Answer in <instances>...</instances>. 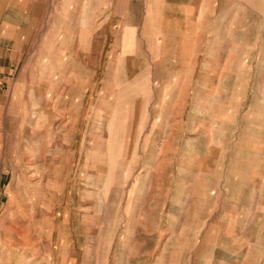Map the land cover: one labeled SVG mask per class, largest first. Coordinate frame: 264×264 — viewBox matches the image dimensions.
Returning a JSON list of instances; mask_svg holds the SVG:
<instances>
[{
    "label": "rangeland",
    "instance_id": "obj_1",
    "mask_svg": "<svg viewBox=\"0 0 264 264\" xmlns=\"http://www.w3.org/2000/svg\"><path fill=\"white\" fill-rule=\"evenodd\" d=\"M123 1L97 0L99 20L105 18L106 13L102 11L105 7H113L116 13H121L125 7ZM126 5L128 7V3ZM119 48L115 46L116 52ZM234 49L238 47L227 45L229 58L225 60V81L217 71L209 73L204 80L210 84L208 97L205 93L204 100L209 102V109L205 110L211 112V117L201 121L200 115L201 122L188 124L189 129H186V92H138L139 84L144 87V78H139L138 72L128 66L124 67L127 73L125 82L129 83L130 90L122 91V61L114 59L109 67V61L104 57L110 51V45L98 42V59L91 61V68H97L98 72V90L82 93V112L87 118L82 128L87 139L82 141L80 162L93 166L78 172L83 202L80 210L89 212L95 208L98 219L97 250L92 255L87 253L85 264H131L128 260L130 253L123 250L136 248L137 231H147L148 247L153 249L158 245V251L145 264L167 263L164 258L160 260L159 240L153 235L159 234L156 231L169 234L175 228H181L178 198L187 194L190 200L207 190H211L208 210L204 211L205 214L198 213L197 217L202 219L193 230V264H264V100L253 105L251 95L255 92L249 90L251 83L264 84V75L257 74L264 71V60L250 59L249 49L242 52V59H232ZM42 62L41 59L22 60L18 64V68L28 66L37 70L35 86L40 85ZM9 67L3 63V69ZM167 69L160 68L154 78L160 83H172L173 78L166 74ZM11 78L9 71L1 73L0 93L11 97L18 89L19 98L24 102L25 77L21 86L10 82L7 89ZM219 79L225 84V91L217 90ZM107 83L112 84L111 90L106 89ZM35 95L34 113L37 114L41 110L40 105H36L40 103V94ZM219 99H225L227 108L222 132L217 125V114L212 113ZM2 104V122L7 121L11 126L13 121L15 136L21 121L15 123L17 116L9 114V103L5 106L3 101ZM90 106H94L93 109L90 110ZM189 114L191 118V112ZM194 115L198 116L196 112ZM26 132L24 127L21 151L27 147ZM223 133L228 139L221 143L217 136ZM139 134L142 139H138ZM14 142V139L8 141L2 156H5V166L0 169L3 176L0 186V264H55L47 237L42 240L41 231H25L30 222L10 216L9 211L17 213V207L28 200L32 191L31 188H9ZM101 144L111 146V156L103 157L104 161L111 158L115 163L113 179L107 190L105 176L99 177L96 170L103 159L100 155H89L91 147L96 151ZM123 150L124 156L119 154ZM37 153L34 147L26 156L27 164L34 161L32 168L42 158ZM212 164L215 165L212 171L204 170ZM217 166L223 169L220 173L216 171ZM26 174L27 171L24 176ZM29 174L33 184L37 177ZM11 193L16 199L14 207L9 210ZM192 206L194 204L189 202L185 208L192 213ZM65 234L67 243V231ZM173 254L185 255V251ZM132 263L137 264L135 260Z\"/></svg>",
    "mask_w": 264,
    "mask_h": 264
},
{
    "label": "crops",
    "instance_id": "obj_2",
    "mask_svg": "<svg viewBox=\"0 0 264 264\" xmlns=\"http://www.w3.org/2000/svg\"><path fill=\"white\" fill-rule=\"evenodd\" d=\"M123 4L125 7L121 13H116L113 7H105L102 10L106 13L105 18L99 20L97 0H89V3L87 0H0V75L7 70L13 77L8 81L7 89L10 82L21 86L25 77V103L29 113L34 112L35 94L41 89L40 105L50 108L51 114L46 122L52 128L51 133L55 134L54 139L65 134L70 140L87 139L82 128L87 121L82 112V93L98 90L97 68H91V61L98 59V42L110 45V51L104 57L109 61V67L112 60L118 59L122 61L123 69L133 67L139 78H144V87L139 84L138 92H186V129H189L188 124L211 117V112L205 110L209 109V102L204 100L205 93L208 97L210 84L204 80L209 73L217 71L225 81L228 44L238 47L234 49L232 59H242V52L249 49L250 59L264 60V0H124ZM116 45L120 46L117 52ZM34 59L43 61L40 85L37 86L34 79L38 75L36 69L18 68L20 61ZM3 63L10 67L3 69ZM163 66L168 68L166 74L171 75L174 82L160 83L154 78ZM257 74L264 75V71ZM126 80L124 69L122 91L130 90ZM219 81L217 90L225 91V84ZM106 85V89L111 90L112 84ZM249 90L255 92L251 95L253 105L264 100L261 94L264 93V84L251 83ZM15 92L18 93V89ZM10 100L11 97L0 93V109L3 101L6 106ZM89 108L91 110L92 106ZM213 108L212 113L217 114V125L222 132L226 124L225 99H219ZM28 130L30 132L27 127V138L30 137ZM217 138L221 143L228 139L224 133ZM138 139H142L140 134ZM72 151L66 171L78 173L82 168L81 159L76 162V152ZM77 156H82L79 145ZM214 166L212 164L204 170L212 171ZM222 170L218 167L216 171L220 173ZM67 188L65 182L62 206L68 242L61 246L63 256L58 257L55 264H85L87 253L92 255L97 250V214L95 208L81 212V195L69 200ZM210 193L211 190H207L190 200L187 194L179 197L177 202L181 205L177 213L181 228H175L169 234L156 231L159 234L153 235L159 240L160 260L168 261L164 264H193V230L202 219L197 217L198 213L205 214L204 211L208 210ZM189 202L194 204L192 213L185 208ZM146 232L137 231L136 248L123 250L130 253L129 263L133 264L135 260L137 264H145L158 251V245L153 249L147 246ZM179 250L180 253L185 251V255L173 254Z\"/></svg>",
    "mask_w": 264,
    "mask_h": 264
},
{
    "label": "bare ground",
    "instance_id": "obj_3",
    "mask_svg": "<svg viewBox=\"0 0 264 264\" xmlns=\"http://www.w3.org/2000/svg\"><path fill=\"white\" fill-rule=\"evenodd\" d=\"M81 64L79 65L81 66ZM41 92L42 91L40 89L39 94H42ZM21 100L22 98L21 97L19 98L18 93L14 92L13 95L11 96V100L9 102V107H8L10 112L9 114L11 115V117L13 116V114L17 116L16 121L14 120V122L16 123L17 120L21 121L20 125L18 126V131L16 132V135L14 136L15 133H13V129L15 125L13 121H11L12 123L11 126L7 125V121L4 122L0 121V169H2L3 166H5V160H4L5 156L2 158L3 151L6 149L8 141L14 139L15 142L13 143V147H11V154L13 155V158H11L10 160L12 167L9 176L10 178L9 188L10 189H13L15 187L16 189L31 188L32 191L28 198L29 201L26 200L25 203H21L17 207L18 208L17 213H13L10 211L9 213L10 216L14 219L16 218L24 219L30 222L25 231H32V230L41 231L40 233L41 239L43 240L45 237H47L48 247L52 251L53 260H57L58 257L63 256V253L60 251V248L62 245L66 244V239H67L65 237L66 235L65 233L67 230L64 225L65 221L63 220V206H62L64 183L67 182L68 185L66 191L68 192V197L70 198L69 200L74 199L75 198L74 196L80 194L81 192L80 181H79L80 174H78L77 172L75 173L73 171L68 172L66 171V167L70 158L69 154L73 148L74 149L72 152L73 153L74 151L76 152V156H75L76 162H78V160L80 159L79 157L81 156H77V146L79 145V147H81L83 140L80 139L70 140L67 136H65L66 134L64 136L61 135L59 139H54L55 134L51 133L52 128L50 124L46 122L47 116L51 114L50 108L48 106L41 107L40 103H37L36 105H40L41 107L40 112L37 114L34 112L29 113L25 100L24 102ZM93 107L94 106H92V109ZM0 119H1V109H0ZM3 124L5 125V127L3 126ZM24 127L26 129L27 127L30 128V132H29L30 137L27 138L25 136V140H27V145H26L27 147L25 151H21L20 142L23 141L21 132L23 131ZM112 133L113 132L111 131V135ZM36 134H39L40 136H37ZM126 138H129V136H127ZM131 139L137 141L136 137L134 138L132 137ZM70 145L71 148H69ZM34 147L36 148L37 152L39 153V155H41L42 158L39 160V162H35V167L32 168L31 164L34 163V161H32L31 164H27L26 156H28V153L29 154L31 153L32 148ZM69 149L70 151H68ZM110 150H111L110 145L101 144L98 146V149L96 151H94L93 147H91L89 149V155L91 156L100 155L101 158L103 159V157H107L112 153ZM119 154H122L124 156L125 151L123 150ZM92 166L86 163L82 165L81 171L86 170L88 167L90 168ZM97 166H96V170L100 175L99 177L105 176L104 179L106 180V183L104 186L106 187L105 190H107L113 179V174L115 172V163L114 161L111 160V158L108 162H106V160L104 161L103 159V161ZM26 171L27 174L26 176H24V172ZM29 173H31L32 175H36L37 177L36 179H34L35 181L33 184L31 183V180L29 178L30 176ZM1 177L3 176L2 175L0 176V186L2 182ZM15 197L16 196L14 195V193H11L10 206L8 208L9 210H11V208L14 207L15 199H16ZM12 231H16V230L13 229ZM45 234L47 236H45Z\"/></svg>",
    "mask_w": 264,
    "mask_h": 264
}]
</instances>
